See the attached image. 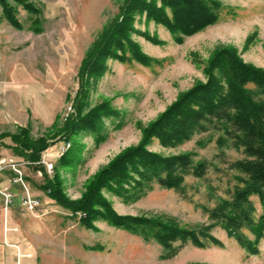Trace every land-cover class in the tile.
<instances>
[{"label":"rangeland","instance_id":"374dc122","mask_svg":"<svg viewBox=\"0 0 264 264\" xmlns=\"http://www.w3.org/2000/svg\"><path fill=\"white\" fill-rule=\"evenodd\" d=\"M6 1L20 27L4 17L0 2V157L18 163L22 180L16 191L11 190L18 193L12 225L6 222L12 205L6 208L0 193L4 209L0 264H264V231L256 238L246 226L239 228L255 243L256 250L251 251L228 234L222 216L212 215L224 202H231L249 179L236 167L249 157L239 143L243 132L229 115L207 116L183 137L166 142L158 136L148 139V151L164 157L187 156L188 163L180 160L176 165L182 178L179 187L131 173L130 181L118 191L102 189L115 213L138 218L133 222L137 228L113 225L103 218L90 227L84 225L85 212H73L50 198L42 188L43 166L18 156L8 135L27 128L35 138H50L51 145L41 157L54 164L53 175L47 176L58 172L64 194L80 199L96 175L126 149L139 145L145 131L183 94L212 77L222 86L220 94L228 91L225 76L211 67L218 53L231 50L243 63L264 70V0H209L221 4L217 21L184 36L182 42L149 19L147 11L135 12L129 37L153 63L145 66L108 57L101 72H93V65L89 68L87 63L107 27L119 20L125 0H28L38 13L16 0ZM82 84L83 103L78 98ZM245 87L254 101L264 102L258 83ZM103 103L110 110L101 115L98 130L84 128L74 131L71 141L63 138L75 108L85 114ZM228 112L235 108L229 107ZM65 143L69 146L63 151ZM69 148L78 151L62 163L61 156ZM0 174L6 179L0 181L4 190L16 172L6 167ZM37 192L49 200L45 210L53 211L41 215ZM24 195L39 198L40 205L26 208L21 204ZM249 200L251 216L257 220L263 210L260 197L252 193ZM159 222L192 232L198 243L189 235H176L168 243L157 240L153 226Z\"/></svg>","mask_w":264,"mask_h":264},{"label":"trees","instance_id":"16d2710c","mask_svg":"<svg viewBox=\"0 0 264 264\" xmlns=\"http://www.w3.org/2000/svg\"><path fill=\"white\" fill-rule=\"evenodd\" d=\"M16 1L28 11L38 13V8L28 0ZM0 2L3 6L4 17L13 25L20 27L13 6L6 0H0ZM158 2L161 3L160 6ZM167 8L170 13L167 12ZM220 8L219 2L209 0H125L120 10L119 20L107 27L91 54L87 66L90 68L93 65L91 68L93 72L98 70L101 72L104 68L103 63L108 57L118 58L121 62L135 60L145 66L153 63L151 58L144 54L129 37L133 29L131 21L135 12L147 11L149 19L164 25L176 42H182L184 36L215 23ZM144 35L149 38L147 34ZM85 67L86 65L82 72V83H84L83 77L85 78L87 72ZM211 67L218 68L219 72L225 76L228 89L226 93L220 94L219 90L222 86L215 77H212L205 84H199L183 94L158 121L145 131V137L139 145L126 149L96 175L78 200H71L64 194L58 172L49 178L44 170L45 182L42 188L46 194L57 204L73 212H85L81 221L86 226L90 227L94 220L103 218L113 225L137 228L133 222L138 221L135 220L138 218L115 213L103 195L102 189L105 187L118 191L117 187L130 181L131 173H136L140 179L144 180H150L151 176L156 177L160 184L166 187H179L182 178L176 172V165L180 160L188 163L187 156L164 157L148 151L146 149L148 139L151 136H158L161 141L166 142L170 138L183 137L189 127L199 124L200 120L206 119L207 116L229 115L237 129L243 132L239 143L242 144L244 153L249 157L247 160L238 161L236 167L246 173L249 179L244 187L236 190L231 202H224L223 207L219 211H214L212 215L222 216L225 219L228 234L237 236L241 243L251 251H255V243L240 234L239 228L246 226L256 238L261 237L264 231V102L254 101L250 94L251 91L245 85L249 82L258 83L264 90V70L243 63L231 50L218 53L212 60ZM84 87L82 84L78 95L82 103L85 97ZM193 105L197 107H192ZM78 107L71 113L62 131L63 138L68 141H71L74 131L77 132L84 128L98 130V126L101 125V115L110 110L109 105L105 103L91 107L85 114ZM229 107H234L235 112L229 113ZM8 135L12 141L10 147L13 151L28 161H39L42 152L51 145L50 138L46 136L35 138L30 135L27 128H20L18 132ZM2 137L3 134L0 135V138ZM70 149L62 154V163L70 161L73 154L78 151ZM252 193L259 195L263 205V210L257 220L251 216L253 206L249 196ZM225 207L228 212L224 210ZM153 229L157 240L163 243H168L176 235L182 237L189 235L193 241H198L192 232H187L174 225L159 222L158 225L153 226ZM214 243H217V240H214Z\"/></svg>","mask_w":264,"mask_h":264},{"label":"built area","instance_id":"2783aa9c","mask_svg":"<svg viewBox=\"0 0 264 264\" xmlns=\"http://www.w3.org/2000/svg\"><path fill=\"white\" fill-rule=\"evenodd\" d=\"M69 146V143L64 144L63 151L66 150ZM37 165H41L44 167V170L48 176H52L54 173V164L46 158H41L38 162H36ZM18 163L13 161V160H6L5 158L0 157V170H3L6 167H9V170L15 171L16 175H11L9 178V181L11 184H17L22 180V172L21 170L17 169ZM38 175H43V171L40 169L38 170ZM0 193L4 196L6 200V205H10L13 203L14 198H15V193H13L10 189L5 188L4 190H0ZM21 204L25 206L26 208L33 210L37 206L40 205V199L32 197L30 195H24L21 197Z\"/></svg>","mask_w":264,"mask_h":264},{"label":"crops","instance_id":"0c3cea01","mask_svg":"<svg viewBox=\"0 0 264 264\" xmlns=\"http://www.w3.org/2000/svg\"><path fill=\"white\" fill-rule=\"evenodd\" d=\"M0 181H2V183H4L5 181H6V179H5V177H4V175L3 174H0ZM7 188L8 189H10V190H12V189H14L15 191L18 189L17 187V184H11L10 182L9 183H7ZM13 191V190H12ZM14 191V193H16V197H15V199L14 200H16L17 199V192H15ZM38 193V192H37ZM39 198H41V200H42V203H41V206L38 208V210L39 211H41V215H45V213H47V212H50V211H53V210H50L49 208L47 209V211L45 210V208L46 207H48L47 206V204H48V201L49 200H47V199H43L42 198V196H41V194H36ZM3 200H2V197L0 196V227H1V223H3V218H4V209H3ZM14 203V202H13ZM13 203L12 204H10V205H12V207L10 208V210L8 209L7 210V214H6V222H7V224L9 223V224H13V216H12V208H13ZM45 203V204H44ZM10 205H6L7 207L6 208H9L10 207ZM52 206V205H51ZM9 211H10V213H9ZM1 237V236H0Z\"/></svg>","mask_w":264,"mask_h":264}]
</instances>
